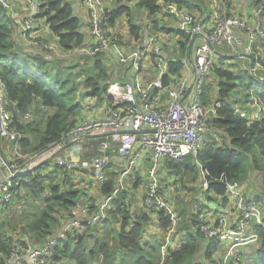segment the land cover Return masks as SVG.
I'll return each instance as SVG.
<instances>
[{
    "label": "built area",
    "instance_id": "1",
    "mask_svg": "<svg viewBox=\"0 0 264 264\" xmlns=\"http://www.w3.org/2000/svg\"><path fill=\"white\" fill-rule=\"evenodd\" d=\"M30 11V19L36 18L39 13V0H24ZM84 6L87 17L91 42L88 45H79L70 52L72 54L86 55L92 58L112 49L117 62L129 64L134 70L131 80L119 84L116 81H106L104 98L110 100L111 105L107 114L101 117L86 119L62 134L54 143L41 151L21 153L18 148V140L24 134L15 127L12 121L9 101L6 97L4 81L0 76V138L6 139L12 144V159L6 158L0 153V209L6 204L19 201L25 184L31 182L32 170L45 160L55 159V164L67 171L74 169L78 162L63 156L61 150L67 146L73 152L79 153L82 144L78 139L82 135H94L108 133L107 137L98 142L95 155L91 159V173L98 186L108 178L107 170L111 162L109 148L114 146L125 160V167L121 176L132 174L135 162L140 158L144 150H150L154 161L149 168V183L144 196L143 204L146 210H164L168 216L170 225L164 236L158 240L162 261L173 242V232L178 218L173 206L159 191V177L157 174V160L164 161L178 159L185 155H191L198 168L201 187L207 189L209 181L207 172L197 160V154L204 140L210 132L209 121L215 115L214 106L205 105L200 99L202 86L211 78L214 66L212 59L213 50L207 45L208 40L213 46L226 44L232 53L253 56L252 74H258L264 81V60H259L253 53V45L257 39H264V29L258 21L247 22L236 15H220L216 13L207 26L197 20L185 7L176 0H168L163 9L166 13L176 16L180 20L182 32L186 35V43L180 58L181 71L184 74H172L166 85L162 82V76H167L168 65H165L161 56V47L154 34L147 37V45L128 53L122 42V38L106 30L108 22V10L103 0H80ZM0 4L8 9V1L0 0ZM264 9V0L258 2L256 12L260 17ZM29 19V20H30ZM32 21L20 25L25 34L32 26ZM202 39L196 42L198 37ZM245 37V42L243 41ZM30 47L47 48L56 51L58 48L52 43H46L39 38L28 41ZM149 50L154 56V63L158 70V76L144 82L142 80V52ZM109 74V72H108ZM195 86L194 98H190L188 89ZM165 100H161L162 95ZM247 100L236 103L234 114L252 123L264 118V89L250 87L246 90ZM14 102H11L13 110ZM21 117L24 121L30 119L28 111H23ZM75 143L69 144L72 141ZM135 178H133L134 180ZM124 191V184L116 182L111 192L103 194L95 209L85 220L75 217L70 225L77 229L79 234L86 229V223H96L106 216V209L110 201L120 192ZM227 202L236 212L235 221L229 224L227 216L219 211L213 222H208L204 214L199 215V229L205 238H216L223 249L222 264H257L252 259L242 257L239 247L251 242H257L258 233L252 230L245 233L248 223L252 220L256 224H263L264 201L255 198H247L237 184H226ZM82 212L85 208H79ZM78 211V210H77ZM61 234H54L43 243L30 248L27 259L30 264H40L43 258L53 256L60 244ZM146 235L142 240H146ZM161 240V241H160ZM12 255H16L19 248L17 242L13 243ZM14 255V256H15ZM15 264H21V259L16 257Z\"/></svg>",
    "mask_w": 264,
    "mask_h": 264
},
{
    "label": "trees",
    "instance_id": "2",
    "mask_svg": "<svg viewBox=\"0 0 264 264\" xmlns=\"http://www.w3.org/2000/svg\"><path fill=\"white\" fill-rule=\"evenodd\" d=\"M39 1L41 3L37 17L45 18L48 27L56 35L59 46L64 49H73L81 45L83 37L78 30L79 18L73 14L70 3L62 0ZM159 1L145 0L144 3L148 11L154 13L159 9ZM179 3L185 7L181 0ZM124 12L128 16L131 13L127 7H119L108 12V22L112 24L114 19ZM129 26L130 32L137 36L138 26L130 17ZM12 31L10 16L6 8L0 4V76L4 81L13 124L24 134V137L18 140L19 151L21 153L37 152L59 140L62 134L76 125V117L82 109V103L76 97L80 85L77 79L82 78L81 82L86 87L85 95L99 100L105 92L109 74L102 54L88 59L81 70L75 72L74 75L72 70L76 62L61 61L41 50L30 51L11 39ZM181 34L182 40L179 46L184 49L187 40L182 31ZM181 67L179 59H176L168 64L167 71L179 73ZM246 72V70H240L235 73L222 66L214 68L213 75L219 79L217 97L220 102L215 108L216 113L210 119L209 125L221 130L224 138L221 142H210L207 137L197 154V160L206 169L209 181L205 195L208 199L218 196L222 199V203L227 202V183H241L247 178L250 167L260 168V162H264V118L247 123L234 114V108L227 100L229 92L237 86L247 88L246 90L250 87L258 88V86L264 89V81L261 82L258 76ZM162 82L164 85L168 83L165 75L162 76ZM243 99L247 100L246 94L243 95ZM243 99L240 98L239 101ZM36 100L40 105L54 109L41 130L28 124L23 125L18 119V112L26 110ZM11 102L15 103L13 110ZM202 102L205 104L204 101ZM262 157L263 160H261ZM167 164L176 172L186 171L193 175L196 174V163L191 155L169 160ZM38 169L39 167L32 170L31 182L25 184V187L27 186L41 200L42 205L40 208L29 210L25 220V229L37 237L41 244L48 235L52 234L57 225H60L59 219L62 218V212L67 211V216L73 217L74 213L70 209L75 205L79 191L64 180L59 182L50 178L47 184L50 192L42 198L38 193L43 188L44 180L41 179ZM67 185L69 187L65 188ZM114 185V178L109 177L99 188L103 194H107L112 191ZM129 196L125 191L118 193L108 204L105 218L96 222V225L101 226L108 223L109 219L116 220L118 223L116 228L106 224L103 227V233H98L93 226H88L82 234H77L75 231L66 232L65 238L60 240L61 243L52 256L53 259L57 260L59 258L57 254H60L70 259L73 264L223 263L216 256L218 249L223 252L219 241L216 238L204 237L198 226L199 216L195 213H187L185 207L177 211L171 202L176 217L181 219V227L185 234L179 248L176 250L169 248L162 261L158 241H144L142 235L145 225L151 218L149 211L157 213L159 224L166 230L170 225L168 216L163 214L162 209L146 210L144 204L137 212L131 210ZM12 204H6L0 209V261L14 248V242H17L18 246L26 244L4 232L6 221L2 216ZM253 230L258 233L259 247L256 251L260 258L257 264H264V218L263 224H256Z\"/></svg>",
    "mask_w": 264,
    "mask_h": 264
},
{
    "label": "crops",
    "instance_id": "3",
    "mask_svg": "<svg viewBox=\"0 0 264 264\" xmlns=\"http://www.w3.org/2000/svg\"><path fill=\"white\" fill-rule=\"evenodd\" d=\"M7 1L8 9L6 8V10L10 16V26L13 28V31L11 32L12 40L17 42V44H21L30 51H35L39 49L27 46L28 41L29 39L40 37L56 45L60 49V53L64 54L65 57L70 53L72 49H64L59 46L56 35L52 33L44 17L30 19V11L24 0ZM62 1L70 3L73 9V14L79 18L78 30L83 37V42L81 43V45L90 44L91 35L89 31L88 17L81 1ZM136 1L138 5L136 4ZM144 1L145 0H103L108 12L116 10L119 7L129 8L132 15V21L136 26H138L139 29L137 36H134L130 32L129 18L128 15L124 12L118 17H116L112 24L107 22L106 30H108L109 33H115L120 35L125 50H127L128 53L146 47L148 35L154 34L156 36L157 42L161 47L160 54L164 58L165 65L170 64L176 59H179L180 61L179 57L180 55H182V52L184 50L181 49L179 46V42L182 40V34L180 35V32L182 31L180 20L176 16L166 13L164 11L163 5L168 0H160L158 3L159 9H157L154 13H150L148 11ZM176 1L179 2L180 0ZM260 1L262 0H181L186 9L191 12V14L194 16L195 20L201 22L203 26H207L212 17L216 13H218L220 15L236 14L250 23L258 21L259 23H261L260 25L264 29V9L260 17L257 15L256 12L257 4ZM140 15V19L137 20ZM147 18H149L151 22ZM27 21H29V23L32 21L33 23L31 28H29L28 31L25 33L27 35V39H24L21 35V33H24L21 30L20 25H23ZM201 39L202 38L199 36L196 39V42H199ZM243 41H246L244 36ZM213 53L214 56L212 59V63L214 68L222 66L224 69L229 70L223 65H232V62H234L232 58L235 57L237 59L247 60L250 63L251 67L252 60L247 57L248 55L240 56V54L238 53H232L230 52L226 44L214 46ZM253 53L255 54V56L258 57L259 60H264V39H257L255 41L253 45ZM102 56L106 62L105 67L107 69V72H109L108 81H116L119 84H123V82L132 79L134 70L129 66V64H121L117 62L116 56L112 49L108 50L105 53H102ZM67 61L69 60L67 59ZM142 66V80L144 82L158 76V70L154 63V56L150 53L148 49L142 52ZM235 70L236 68H231V71ZM179 73L184 74V72L181 70ZM179 73H170L168 71L166 78L169 81L170 75ZM235 73H238V71ZM211 78L202 86V94L199 96L200 99L204 101L205 105L207 106H214L218 104V102H220L217 97L219 79L218 77H214V79L211 80ZM258 80L263 82L259 79V77ZM100 82L102 83L103 81ZM195 93V86L191 85L188 89V94L190 95V98H194ZM103 94L102 99L99 100H96L90 95H85L84 93L81 94L80 98L78 99H80L82 103V109L79 115L76 117L75 123L82 122L86 119L95 118V115L97 114H102L103 116L107 114L111 102L109 99L104 98ZM229 98L230 95L228 94L227 100L230 101L231 98ZM165 99L166 95L164 94L161 96V100L163 101ZM234 100L230 101L231 105L234 104V102H239V99L237 98ZM40 106L44 107L43 105ZM232 107L234 108V105H232ZM107 135L108 133L82 135L78 139V141H80V143L82 144V150L79 153L73 152L69 146L63 148L61 150L63 156H66L70 160H76L78 162V165L70 171H67L65 168L54 164L50 165V160H45L43 161L44 164H42V162L35 167H39V175L41 179L44 180L43 188L38 193L42 198H45V196H47L50 192L49 187L47 186L50 178H53L56 181L58 180L59 182H62L64 180L68 182L69 185H72V187L74 188H77V186L84 188V190L77 188L79 191V197L75 200V205L70 209V211L74 213L73 217L67 216V211L62 212L61 219L63 220L60 222H64V224H60L54 231H52L53 235L56 233L63 235L59 238V240L65 238L64 236H66V232H77V229L72 227L70 225V222L75 217L81 220H85V218L93 212L98 201L101 200L103 197V193L100 191L99 186L93 180L92 177L91 159L92 156L95 155L98 142L101 139L107 137ZM223 138L224 134L221 130H218L215 127H211L210 132L208 134V140L210 142H221ZM75 141L76 140L70 142L69 144L71 145L72 143H75ZM109 151L111 153V162L107 168L109 172V177H113L116 182L121 181L124 184V191L130 195V206L132 209L136 210L142 208L144 196L147 192V186L149 183L148 171L154 161L151 151L144 150L141 153L140 158H138V160L134 164V167L132 168L131 176H121V172L125 167L124 157L120 155L119 151L114 146L109 148ZM195 168V175L186 171L176 172L173 168L169 167L167 161H164L163 159H158L157 174L159 177V189L161 194L164 195V197H166V199L171 202L172 205L174 204L176 206L177 211L180 210L182 207H185L187 213H195L198 216L200 214H204L205 219L208 222H213L219 211H223L227 216L228 223L233 224L236 217V212L234 211V209L228 202L222 203V199L218 196L215 197L213 195V199L207 198L204 193L205 189L201 187L198 168L196 166ZM72 178L73 181H76L78 183L77 186L76 184H74V182H72ZM133 178L135 179L133 180ZM245 180L237 184L238 189L243 192L245 197L255 198L264 201V196H262L261 194L260 198V196L256 195L255 192H257V190L248 187V182ZM189 193H191V196L188 195ZM176 198L179 199L178 202L174 201ZM135 203L136 205L134 207ZM41 205V200L37 196H35L32 191L29 190L26 186L24 187L19 201L14 202L5 211L4 215L2 216V218L6 221L4 232L6 233V235L11 234L15 236L17 239L26 242V244L19 245V249L17 250L16 255L14 254L15 256L11 254V250L9 254H7V256H4V258L0 261V264H15L16 257H19L21 259V264H30L27 259L29 249L39 245L40 240L34 235H32L28 229H25V220L28 217V212L30 209L36 207L40 208ZM79 208H85V211L82 212L81 210H79ZM149 212L151 214V218L145 225V231L142 236L146 235V240H150L152 236H155L157 238L160 237L159 239H161L166 233V229H163V227L159 224L157 219V213H155L154 211ZM255 225V221L252 220L248 223V227L244 230V232H251L254 229ZM88 226H93L95 229H97V231L100 230V225H96V223H87L86 228ZM77 234L79 233L77 232ZM173 234V242L172 247H170V249L176 250L182 243L185 234L184 229L181 227L180 218H178V222L175 226ZM51 235H48L47 238L51 237ZM178 237H180V239H178ZM249 244H253L251 246V252H246L243 249L244 245L239 247V251L243 258L252 259L256 263H258L259 259H253L252 254L254 253L259 257L256 251L259 247V244L258 242H251L245 245ZM200 248L202 251V245L200 246ZM221 255L222 252L218 249L216 251V256L219 260H221ZM57 256L59 257L57 260H50V257H44L40 264H73V262L65 256H62L60 254H57Z\"/></svg>",
    "mask_w": 264,
    "mask_h": 264
},
{
    "label": "rangeland",
    "instance_id": "4",
    "mask_svg": "<svg viewBox=\"0 0 264 264\" xmlns=\"http://www.w3.org/2000/svg\"><path fill=\"white\" fill-rule=\"evenodd\" d=\"M136 4H137V1H136ZM138 5V4H137ZM138 15H139V13H138ZM132 18V15H131V13H130V15L128 16V18ZM140 17H141V15L137 18V20H139L140 19ZM150 18V17H149ZM149 18H147V19H149ZM149 21L151 22V20L149 19ZM261 24V23H260ZM262 27V26H261ZM115 34V33H114ZM21 35H22V37L24 38V39H27V35L26 34H22L21 33ZM116 35H118V34H116ZM118 36H120V35H118ZM39 39H41V40H43L44 42H46V43H50V42H48V41H46L45 39H43V38H40V37H38ZM27 46H30L29 45V43L27 44ZM41 49V51L42 52H44V53H46V54H50V55H52V56H54V57H56V58H58V59H60L61 61H67V59L69 60V62L70 63H73V62H76V65H74V68H73V70H72V72L74 73V75H75V72H77V71H79V70H81V67L83 66V64L86 62V61H88V59H90V58H88V56H86V55H79V54H72L71 52L65 57V55L64 54H62V53H60V49L59 48H57L56 49V51H52V50H49V49H47V48H43V47H41L40 48ZM179 58H182V55H180V57ZM232 60L234 61V62H232V65L230 64V65H223L225 68H227V69H229V70H231V68L232 69H235L236 68V70L235 71H233V72H239L240 70H246L247 72V74L248 73H253L252 71H251V67H250V63L247 61V60H241V59H237L236 57L235 58H232ZM80 72H83V71H80ZM244 72V71H243ZM244 74V73H243ZM258 74H261V72L260 71H258L257 72V74L255 75V74H252V75H254V76H257ZM79 75V74H78ZM211 80H213L214 79V75L212 74L211 75ZM77 78H79V77H77ZM247 78V77H246ZM210 79V78H209ZM208 79V80H209ZM81 80H82V78H79V79H77V82H79L80 83V85L78 86V91H77V93H76V97L77 98H80V96H81V94H83L84 92H85V87L83 86V84H82V82H81ZM207 80V81H208ZM246 80V79H245ZM206 81V82H207ZM104 82V81H103ZM246 89L247 88H244V87H242V86H237V88L236 89H234V90H232L231 92H229V95H230V101H233L234 99H243V95L246 93ZM258 89L259 90H262L263 89V87L262 86H258ZM229 101V100H228ZM229 101V102H230ZM235 101V100H234ZM236 103L237 102H234V104H232V105H234V107L236 106ZM52 110V111H51ZM24 111H28L29 112V114H30V119L28 120V121H24L23 119H22V115H21V113L23 112V111H19L18 112V115H19V117H20V123L21 124H23V125H25V124H28V125H30L31 127H33V128H37V129H39V130H41L42 128H43V126H44V124H45V122H46V119L48 118V115L49 114H51L52 112H53V108L52 107H48V108H44V107H41L40 106V104H39V102H38V100H36V101H33L32 102V104H30L29 105V108H27L26 110H24ZM101 116H103L102 114H97V115H95V117H101ZM19 119V118H18ZM208 137V136H207ZM29 138H32L31 136H29ZM11 151V152H10ZM0 153L2 154V155H4L6 158H8V159H12V144L11 143H9L6 139H4V138H0ZM264 157V156H263ZM263 157H262V159L261 160H263ZM50 162V165H53V164H55V159L53 158L51 161H49ZM42 164H44V162L42 163ZM245 181H247L248 182V187H251V188H253L254 190H257V192H255V194L256 195H258V196H260V198H261V194H262V196H264V162L263 161H261L260 162V168H253V167H250L249 168V172H248V176H247V179L245 180ZM72 182H74V184H76V186L78 185V183L76 182V181H73V178H72ZM148 182H149V180H148ZM69 186L67 185L66 186V188H68ZM77 188H79V189H82V190H84V188L83 187H80V186H77ZM253 194V193H252ZM188 195H190L191 196V193H189ZM128 200H130V198L128 199ZM137 201V200H136ZM174 201H179V199L178 198H176ZM131 202V201H130ZM135 205H136V203L134 204V207H135ZM174 205V204H173ZM129 208L130 209H132L131 208V206H129ZM174 208H176V206L174 205ZM133 211H139V209H136V210H134V209H132ZM63 219H59V221H62ZM59 224H64V222H59ZM106 224H110L111 225V227H114V228H116L117 226H118V223L116 222V220H111V219H109V222L108 223H106ZM106 224H104V225H101L100 226V230L98 231V233H103V227L106 225ZM57 227H58V225H57ZM56 227V228H57ZM102 230V231H101ZM83 232H85V230L83 231ZM82 232V233H83ZM174 235V234H173ZM160 238V237H159ZM159 238H157V237H155V236H152L151 237V241H158L159 240ZM178 239H180V237H178ZM173 240V239H172ZM161 241V240H160ZM253 244H249V245H244L243 246V249L246 251V252H251V246H252ZM252 257H253V259H255V260H258L259 259V257L256 255V254H252ZM51 259H53V257L52 256H50V260ZM56 264V263H55Z\"/></svg>",
    "mask_w": 264,
    "mask_h": 264
},
{
    "label": "water",
    "instance_id": "5",
    "mask_svg": "<svg viewBox=\"0 0 264 264\" xmlns=\"http://www.w3.org/2000/svg\"><path fill=\"white\" fill-rule=\"evenodd\" d=\"M206 43L212 50H214V46L208 40H206ZM247 57H249L252 60V62H251V67H252L253 66V56L248 55Z\"/></svg>",
    "mask_w": 264,
    "mask_h": 264
}]
</instances>
